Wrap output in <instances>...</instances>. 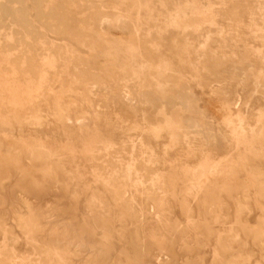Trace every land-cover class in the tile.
<instances>
[{
    "label": "rangeland",
    "instance_id": "1",
    "mask_svg": "<svg viewBox=\"0 0 264 264\" xmlns=\"http://www.w3.org/2000/svg\"><path fill=\"white\" fill-rule=\"evenodd\" d=\"M34 1L0 0V264H264V0Z\"/></svg>",
    "mask_w": 264,
    "mask_h": 264
},
{
    "label": "bare ground",
    "instance_id": "2",
    "mask_svg": "<svg viewBox=\"0 0 264 264\" xmlns=\"http://www.w3.org/2000/svg\"><path fill=\"white\" fill-rule=\"evenodd\" d=\"M34 1V0H32ZM35 2V1H34ZM37 4H38V1H36ZM35 2V3H36ZM36 4V6H37ZM34 5V4H33ZM33 7V6H32ZM36 9V8H35ZM240 9V8H239ZM34 10V9H33ZM38 10V9H37ZM43 10V9H42ZM72 13V12H71ZM25 14V13H24ZM40 14V13H39ZM13 15V14H12ZM26 15V14H25ZM27 15H29L27 13ZM73 16V15H72ZM39 17V16H37ZM111 20V19H110ZM116 20V19H115ZM26 22V21H25ZM110 22V21H109ZM4 25V24H3ZM100 25H102V23H100ZM126 29V28H125ZM32 32V31H30ZM8 40L10 41L9 42V50L11 52H13V56H11V60L15 63V64H20V63H28V59L23 55V54H20L19 51H20V47H21V41L19 38H14V37H9ZM5 48V47H4ZM15 52V53H14ZM80 58V57H79ZM12 73V72H11ZM263 75V74H262ZM211 87V86H210ZM209 88V87H208ZM216 88V87H214ZM6 93H7V97H8V100L13 102L15 101L18 102L17 100L20 99L22 97V93L23 91H21V89L19 88V84L16 82L15 78L12 76L11 77V81L9 82V84L7 85V88H6ZM31 116V114H30ZM118 126V125H117ZM134 152V151H133ZM143 154V153H142ZM40 155V154H39ZM131 159V158H130ZM27 162V161H26ZM29 162V161H28ZM114 165V164H113ZM116 166V165H115ZM130 171V170H129ZM60 174V173H59ZM130 182V181H129ZM42 217V216H41ZM61 240V239H60Z\"/></svg>",
    "mask_w": 264,
    "mask_h": 264
}]
</instances>
